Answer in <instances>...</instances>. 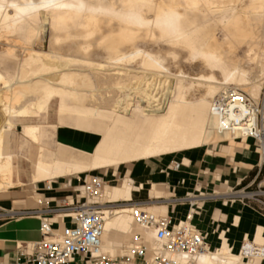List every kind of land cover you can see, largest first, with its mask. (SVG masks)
I'll return each instance as SVG.
<instances>
[{"label":"bare ground","instance_id":"bare-ground-1","mask_svg":"<svg viewBox=\"0 0 264 264\" xmlns=\"http://www.w3.org/2000/svg\"><path fill=\"white\" fill-rule=\"evenodd\" d=\"M38 20L49 27L47 44L42 43L41 50L23 48L19 70L0 71V184L13 185L10 158L2 153L4 131L44 114L53 100L60 114L70 113L78 125L94 124L101 137L89 154L51 153L39 147L35 180L115 167L242 135L217 131L210 102L218 91L237 86L246 87L253 99L259 96L264 0H0V39L23 36L29 43L37 36ZM143 45L156 50H141ZM3 51L17 54L10 48ZM92 53L103 62L89 59ZM138 56L149 68L178 67L184 61L199 71L178 69L176 78L165 79L168 85L160 94L159 80L152 86L147 76L113 67ZM259 63L258 79L251 80L246 65ZM77 71L84 75L83 89L78 88ZM136 80L137 100L129 85ZM232 83L236 87L226 85ZM21 125L24 136L36 144L39 125ZM258 148L264 160V145ZM129 191L125 181L112 186L104 182L89 199L104 213L101 241L111 228L130 229L129 207H103L127 199ZM211 246L198 255L175 259L178 264H242L232 247ZM156 247L154 241L150 249Z\"/></svg>","mask_w":264,"mask_h":264},{"label":"crops","instance_id":"crops-1","mask_svg":"<svg viewBox=\"0 0 264 264\" xmlns=\"http://www.w3.org/2000/svg\"><path fill=\"white\" fill-rule=\"evenodd\" d=\"M38 125L40 134L36 144L22 133L23 139L31 142L34 152L43 147L50 152L73 150L76 154H89L101 137L94 124L78 125L74 116L54 114ZM11 130L4 131L2 153L10 158L13 184L17 182L21 186L8 187L0 192V259L3 264H17V246L41 237L38 218L25 212L62 208L70 203L83 202L80 187L94 176L73 173L35 180L34 165L39 153L35 158L32 151L27 158H23L19 154L21 143L17 140H10L9 149ZM234 138L236 136L173 154L95 170H106L103 178L105 186L118 185L121 180L129 184V197L117 201H143V208L148 212L157 216L168 215L175 222L183 220L188 213V203L183 198L197 196L198 210L192 218V224L204 235L207 246L212 245L210 248L215 250L225 244L238 252L244 239L264 243V214L238 201L229 203L221 198L203 199L226 195L230 190L256 180L260 170L256 142L251 139L236 140L233 146L218 143ZM174 162L178 163L177 168L172 167ZM116 170L121 173V177H117V184L116 178L112 177L117 173ZM49 216L53 227L58 230L69 224V219L60 212L50 213ZM132 232V225L129 230L111 228L102 239V249L111 256L119 255L117 246L126 243L119 240L124 241ZM151 232L146 234L150 248L154 244Z\"/></svg>","mask_w":264,"mask_h":264},{"label":"built area","instance_id":"built-area-1","mask_svg":"<svg viewBox=\"0 0 264 264\" xmlns=\"http://www.w3.org/2000/svg\"><path fill=\"white\" fill-rule=\"evenodd\" d=\"M210 114L220 133L241 132L236 138L251 139L257 146L264 145V95L253 99L232 89L219 91L210 102ZM173 168L178 167L174 162ZM252 182L242 186V200L252 202L264 214V183L252 187ZM104 181L94 175L80 187L84 193L81 203H70L62 208H43L28 215L39 220L40 239L17 246V264H178L179 255L195 256L207 250L203 234L192 224L198 210L197 196L183 198L188 203V213L183 220L173 221L170 216H157L143 208L138 200L116 201L106 208L127 205L134 224L152 231L157 244L150 249L141 234H133L131 241L117 247L120 254L111 256L101 247L104 231V213L101 206L89 201L102 188ZM193 197V198H191ZM60 212L69 219L61 230L53 227L50 213ZM1 216V214H0ZM242 264H264V243L244 239L239 247ZM0 264H3L0 259Z\"/></svg>","mask_w":264,"mask_h":264},{"label":"rangeland","instance_id":"rangeland-1","mask_svg":"<svg viewBox=\"0 0 264 264\" xmlns=\"http://www.w3.org/2000/svg\"><path fill=\"white\" fill-rule=\"evenodd\" d=\"M35 27L37 28L38 32H37V36H35V39L33 38V41H31L32 44H31V42H29V43H28V41L26 42V38L23 37V36H18L19 38L15 39V40L9 39V40H5L4 41L3 39H0L1 40V42H0V47H1L0 48V71H2L4 73L5 72L13 73V72L19 70L20 68H19L18 64L20 63L21 58H23V54L25 52L23 50V48H26V47L29 48V47H31V48H33L35 50H41L42 49L41 44L42 43L44 45L47 44V41L49 40L48 36H50V34H49V27H48L47 23L45 21L38 20V23L35 25ZM24 38H25V40H24ZM36 39H37V41H35ZM38 41L41 42L40 45H35V43L37 44ZM7 48L13 49L14 51H16L17 54L12 55V54H10L8 52H4L3 50L4 49H7ZM140 49L141 50H144V51L145 50H150L152 52H155V50H156V48H154L152 46H148V45H143L142 47H140ZM88 58L91 59L93 62H103V58L99 54H96V53H92ZM140 59H141V56H138L137 58H135L132 61H126V62L123 61V62H120L121 64L120 63H117V64H115V66L113 65V67L118 68L117 66H119L118 69L122 73H129L130 75H134L135 74L137 76H144L145 78L147 76V78H149V80L151 81V83H150L151 85L154 84V82H155L154 80H159L158 86L156 85V87L158 88L156 91L158 93H160V94H163L164 93V91H165L164 90V87L166 85H168V82L166 83V81H168V79H169V81H171V77L172 78H176V73H177V70L178 69H181L182 71H184L186 73H191V74L197 73L199 71V68L197 67V65L191 66V65H189L188 62H184V61L183 62H180L179 65H178V67H174V66L171 65L172 67L169 66L168 69L149 68V67H146V66L141 65L139 63V60ZM78 64H80L79 61L76 63V65H78ZM256 65H246L247 68H248L247 69V71H248V77L251 80L252 79L253 80L254 79L255 80L258 79L257 75H258L259 69H261L260 66H262V65L260 63L259 64H256ZM75 67H77V66H75ZM131 69H133V71ZM77 73H79V72L77 71L76 73H74V74H76V79L78 80V84L77 85H79V87L78 86L77 87L80 88V89H83V88L86 87V83H84L85 82L84 75L82 74L83 75L82 76V75H79ZM79 79L82 80V81H79ZM165 79H166V81H165ZM162 82H164V83H162ZM129 85H132V90H133V93H134V94H131V96L134 97L135 94L138 95V80H136L135 82L130 83ZM162 85H163V88H161ZM226 85L228 87H236V85L234 83H232V84H226ZM236 88H237L238 91H241V92L247 94L248 96H250L246 87L243 86V88H242V86H237ZM136 95H135L136 98L134 97V99L137 100L138 99V96H136ZM263 95H264V76L262 78V84H261L259 96L258 97H254V99H262L263 98ZM54 114L62 115L63 117H72L73 116L70 113L69 114H60L58 112V110H57V102H56V100L51 101L50 104H49V106H48L47 111L44 114H41L38 117H33L31 119H28V121L26 120V121H22L20 123L19 122H16L15 123L13 129L10 132V136H9V149H10V140H17L18 142L21 143V146H22V147L20 146V149H19L20 156H22L23 158H27L28 155L32 153V151L34 152V150H33V146L31 145V142L26 141V140L23 139V137H22V125L21 124L26 123V122L27 123H37V124L38 123H42V122L45 121V118L46 117H48L50 115H54ZM236 140L237 141H245V139H243V138L242 139L241 138H234V139H232V141L226 140V141H221V142H218V143L228 144L229 146H233L234 145V141H236ZM210 142H215V141H210ZM210 142H208V143L209 144H212ZM208 143H205L203 145L206 146V144L208 145ZM46 151H48V150H46ZM39 152L40 151L34 152L35 153L34 154L35 158H36V155ZM258 152L260 153L259 148H258ZM258 152H257L258 160L260 161V165L258 166V168L260 170H259V174H258L256 180H254L253 183H252V187H254V186L258 185V184H263L264 183V160H260L259 153ZM51 153H57V152H51ZM13 163L15 165V163H16V155H14ZM97 172H99V173L97 174ZM86 173H89V174H92V175H98L99 177H102V178H104L105 175H106V173L104 172V170L87 171L85 173H79L78 175L81 176V175H84ZM112 177L114 179L116 178L115 179L116 180V183H118V178L117 177H121V173L117 171V173H115ZM11 185L12 184H10V185H2V184H0V192L7 190L8 187H20L21 186V184H17V182H15L12 186ZM239 191H242L241 186L239 188H234V189L230 190L226 195H218V196L206 197V198H203V199L208 200V199H219V198H221V199H225L229 203H233V202L238 201V202H240L242 204L249 205V206H251L252 208L255 209V205L252 202H248L246 200H242V198L239 195H237V193ZM82 200H84V194H83ZM257 211L260 212L259 210H257ZM129 217L132 219L131 213H129ZM132 231L133 232L131 234H129L124 241L120 239L119 242H126V243H128V242L131 241V236L133 234H141L142 235V240L144 242H146V244H147L148 247L150 246V240H149V238H147V235H146L148 231H146L145 229H143V228L139 227L138 225L134 224L133 220H132ZM183 262L186 263L185 260H183Z\"/></svg>","mask_w":264,"mask_h":264},{"label":"trees","instance_id":"trees-1","mask_svg":"<svg viewBox=\"0 0 264 264\" xmlns=\"http://www.w3.org/2000/svg\"><path fill=\"white\" fill-rule=\"evenodd\" d=\"M242 187V186H241Z\"/></svg>","mask_w":264,"mask_h":264}]
</instances>
